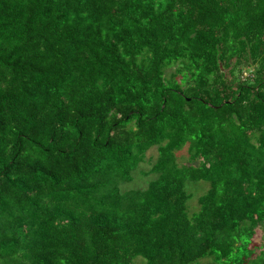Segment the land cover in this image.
<instances>
[{
  "label": "trees",
  "instance_id": "obj_1",
  "mask_svg": "<svg viewBox=\"0 0 264 264\" xmlns=\"http://www.w3.org/2000/svg\"><path fill=\"white\" fill-rule=\"evenodd\" d=\"M262 224L264 0H0V264H264Z\"/></svg>",
  "mask_w": 264,
  "mask_h": 264
},
{
  "label": "rangeland",
  "instance_id": "obj_2",
  "mask_svg": "<svg viewBox=\"0 0 264 264\" xmlns=\"http://www.w3.org/2000/svg\"><path fill=\"white\" fill-rule=\"evenodd\" d=\"M247 72H243L241 74V78L247 77ZM176 157V162L178 165H183L187 163L189 160V154H188V146H184L180 151L176 152L174 154ZM157 158V151L156 147L151 148L145 156V161L139 165V167L133 172L134 180L128 185L123 186L122 188L128 189H143L148 185V182L151 179H155L156 175L149 173L151 166L154 164L155 160ZM209 187V184L207 182H196V183H185V190L188 194L191 195V200L188 202V205L190 207L191 211H194L197 209V202L196 200L198 197L203 195ZM249 248H256L258 252V249L264 250V224L261 226H258L255 229V234L250 242ZM255 249V250H256ZM255 252V253H256ZM135 263H141L143 260L138 257L135 260Z\"/></svg>",
  "mask_w": 264,
  "mask_h": 264
}]
</instances>
